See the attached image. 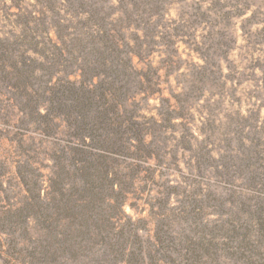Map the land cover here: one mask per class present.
<instances>
[{
	"label": "rangeland",
	"instance_id": "374dc122",
	"mask_svg": "<svg viewBox=\"0 0 264 264\" xmlns=\"http://www.w3.org/2000/svg\"><path fill=\"white\" fill-rule=\"evenodd\" d=\"M0 264H264V0H0Z\"/></svg>",
	"mask_w": 264,
	"mask_h": 264
},
{
	"label": "trees",
	"instance_id": "16d2710c",
	"mask_svg": "<svg viewBox=\"0 0 264 264\" xmlns=\"http://www.w3.org/2000/svg\"><path fill=\"white\" fill-rule=\"evenodd\" d=\"M87 107H88V106H87ZM88 175H89V174H88ZM90 176H91L92 178H94L95 175H94V173H92V174L90 173V175L88 176V178H89ZM88 181H90V183H89L90 186H93V187H92V188H94L93 190H96V192H95L96 195H99L100 192L102 193V190H101L102 187H103L102 182H97V183L94 182V183H93V181H95V180H92V181H91V180H89V179H88ZM89 204H90V206H93V205H95V202L92 201V202H89ZM73 220H74V219H73ZM73 220H72V221H73Z\"/></svg>",
	"mask_w": 264,
	"mask_h": 264
}]
</instances>
